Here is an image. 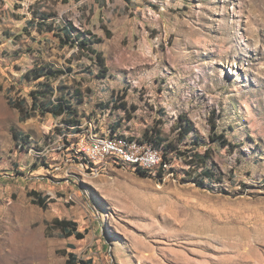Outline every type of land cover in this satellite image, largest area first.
Here are the masks:
<instances>
[{"label": "rangeland", "instance_id": "374dc122", "mask_svg": "<svg viewBox=\"0 0 264 264\" xmlns=\"http://www.w3.org/2000/svg\"><path fill=\"white\" fill-rule=\"evenodd\" d=\"M31 5L91 32L104 67L27 28ZM38 63L71 69L56 96L76 91L80 127L11 105L29 109L23 73ZM93 125L159 140L175 174L89 173L73 134ZM205 159L213 174L199 186ZM70 252L92 264H264V0H0V264H69Z\"/></svg>", "mask_w": 264, "mask_h": 264}, {"label": "trees", "instance_id": "16d2710c", "mask_svg": "<svg viewBox=\"0 0 264 264\" xmlns=\"http://www.w3.org/2000/svg\"><path fill=\"white\" fill-rule=\"evenodd\" d=\"M29 10L33 14L32 20L30 23L38 30L40 35L44 33H52L55 37L58 38L59 43L61 46H70V47H77L80 51L84 52L89 57L94 56L95 59L100 63L102 67H104V60L101 59L100 54L93 45L95 43H99L100 40H94L91 36L89 31H83L79 27L75 26L70 21H65L61 26H56V22H60L59 18H56V15L41 12L40 10H36L35 6L31 5ZM53 19V20H50ZM93 59V58H90ZM70 68H63L57 67L53 64L49 63H38L34 67L26 70L23 73V79L27 82L32 84V88L29 91V96L31 98V104L29 109L27 108V100L22 99L20 101L17 100H10L12 106L19 109L21 114L25 119L32 116V112H39L41 115H45L47 113L51 114L53 117L59 118L61 117L66 121V124L71 126H78L80 125V120L78 118L77 109L73 104V100L75 99V92H66L60 97L56 96V92L59 90L61 91V80L62 76L68 75L70 73ZM58 81V89L55 87V84ZM13 85L16 87L18 85H22L20 81L13 82ZM70 93V94H68ZM66 95H70L66 97ZM181 126L184 127L182 124ZM215 127V126H214ZM181 130V128H180ZM112 132H115V125L111 128ZM189 132V129H186ZM213 141L215 139H219L222 145L230 144V142L225 138L223 134H217L216 136H212L211 138ZM142 140L148 141L153 143L156 147L160 148V141L153 139V138H144ZM165 149H168L167 146ZM163 155L167 158L168 153H164ZM201 158H199L200 160ZM207 161H201L196 164V169H200L201 167H205L202 171V176L197 179V183L199 186H206L207 183L205 179H209L212 176V172L214 167L208 166ZM133 167V166H129ZM135 168L140 174L142 175H152L156 177H161V174H154L152 170H143L140 168ZM9 175V174H8ZM186 177H189L187 175ZM31 195L35 197L34 203L41 206L46 207L48 205V200L46 197H42L41 194L35 190L31 191ZM56 225L62 229V231L67 236L74 235L77 239H83L84 235L77 230V223L72 220L66 219H55ZM69 264H92L90 260L83 262L82 260L78 259V257L70 252L68 253Z\"/></svg>", "mask_w": 264, "mask_h": 264}, {"label": "built area", "instance_id": "2783aa9c", "mask_svg": "<svg viewBox=\"0 0 264 264\" xmlns=\"http://www.w3.org/2000/svg\"><path fill=\"white\" fill-rule=\"evenodd\" d=\"M72 126V129L78 128ZM74 133L77 137L75 153L84 169L91 174H100L109 165L133 166L143 170H152L161 174V178H170L176 172L171 156L163 155L161 148L131 134L122 132L103 133L92 127Z\"/></svg>", "mask_w": 264, "mask_h": 264}, {"label": "crops", "instance_id": "0c3cea01", "mask_svg": "<svg viewBox=\"0 0 264 264\" xmlns=\"http://www.w3.org/2000/svg\"><path fill=\"white\" fill-rule=\"evenodd\" d=\"M16 1H19V0H16ZM28 11H29V13H31V16H30V17H27V19H28V20H27V23H28V24H27V25H28L27 28L30 27V28H34L35 30H37V29L33 26V24L30 23V20H32V18H33V14H32V12H31L29 9H28ZM79 28H80L81 30L85 31L82 27H79ZM23 30H24V31H23L24 33L27 32V29H26V28H24ZM37 31H38V30H37ZM38 33H39V32H38ZM39 34H40V33H39ZM92 35H93V34L91 33V34H89L88 36H91V37H92ZM20 36H21V35H20ZM100 42H101V41H100ZM95 44H97V43H95ZM95 44H94V45H95ZM94 45H93V47H94ZM117 131H118V130H117ZM126 134H130V132L127 131Z\"/></svg>", "mask_w": 264, "mask_h": 264}, {"label": "bare ground", "instance_id": "6f19581e", "mask_svg": "<svg viewBox=\"0 0 264 264\" xmlns=\"http://www.w3.org/2000/svg\"><path fill=\"white\" fill-rule=\"evenodd\" d=\"M158 187L160 188L161 186H160V185H158Z\"/></svg>", "mask_w": 264, "mask_h": 264}]
</instances>
